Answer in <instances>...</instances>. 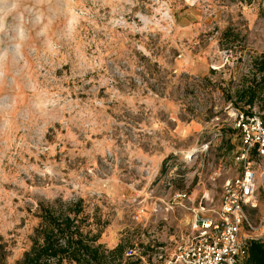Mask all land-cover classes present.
<instances>
[{"label": "rangeland", "instance_id": "rangeland-1", "mask_svg": "<svg viewBox=\"0 0 264 264\" xmlns=\"http://www.w3.org/2000/svg\"><path fill=\"white\" fill-rule=\"evenodd\" d=\"M260 56L264 0H0V264L75 204L121 264H168L191 208L243 174L235 109L264 119V85L239 95ZM250 217L264 240L263 187Z\"/></svg>", "mask_w": 264, "mask_h": 264}, {"label": "built area", "instance_id": "built-area-1", "mask_svg": "<svg viewBox=\"0 0 264 264\" xmlns=\"http://www.w3.org/2000/svg\"><path fill=\"white\" fill-rule=\"evenodd\" d=\"M235 119L243 141L238 157L243 161V174L225 181L218 210L209 209L202 202L191 208L194 220L189 236L177 246L168 264H240L248 253V240L251 239L248 231L255 229L251 210L258 207L259 191L261 187L264 189V172L260 183L254 160L264 161V119L262 112L257 110L239 109H235ZM187 196L186 192L176 195L180 199ZM207 197L203 198L207 200ZM135 253L134 248L125 251L127 257ZM121 261L122 258H118L111 264H121Z\"/></svg>", "mask_w": 264, "mask_h": 264}, {"label": "trees", "instance_id": "trees-1", "mask_svg": "<svg viewBox=\"0 0 264 264\" xmlns=\"http://www.w3.org/2000/svg\"><path fill=\"white\" fill-rule=\"evenodd\" d=\"M253 63L258 73L257 78L239 92L240 99H245L249 108L256 105L264 85V56L256 58ZM42 210L40 216L45 225L35 229L38 234L43 235L42 240L39 235L33 239L21 264H64L65 261H74L76 264H111L112 260L121 259V245L109 250L97 243L99 234H83L78 218L82 209L77 204L74 208H69L68 212H58L53 205ZM240 264H264V240L249 239L248 253Z\"/></svg>", "mask_w": 264, "mask_h": 264}]
</instances>
